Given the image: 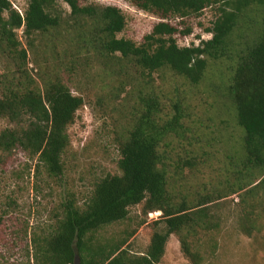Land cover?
Here are the masks:
<instances>
[{
    "label": "trees",
    "instance_id": "1",
    "mask_svg": "<svg viewBox=\"0 0 264 264\" xmlns=\"http://www.w3.org/2000/svg\"><path fill=\"white\" fill-rule=\"evenodd\" d=\"M25 1L20 14L9 0H0V48L10 63L0 73V118L9 123L0 132V160L21 153L36 159L49 177L63 175L67 128L85 105L70 81L78 70L87 73L86 66L100 64L109 78L117 69L131 71L132 81L166 69L195 85L204 78L209 60L224 59L231 63L224 96L243 131L241 166L247 177L255 174L260 180L250 190L264 188V0H124L160 19L139 45L118 37L126 27L118 7L81 5L80 0ZM58 2L69 7L67 16L61 15ZM207 8L215 12L205 29L211 38L179 46L176 36H189L191 28L181 30L169 20L183 22ZM21 28L26 48L17 38ZM28 53L42 59L33 55L31 63ZM127 86L119 81L114 89L125 92ZM134 90L146 95L138 98L137 115L121 136L119 174L98 180L83 204L72 192L60 202L54 224L31 237L34 264H160L172 235L186 258L200 260L192 234L208 229L209 201L192 207L174 202L160 168V149L177 132L178 111L166 119L152 87ZM140 205L144 214L161 213L144 251L128 247L131 234L97 237L105 227L128 220L130 209Z\"/></svg>",
    "mask_w": 264,
    "mask_h": 264
},
{
    "label": "rangeland",
    "instance_id": "2",
    "mask_svg": "<svg viewBox=\"0 0 264 264\" xmlns=\"http://www.w3.org/2000/svg\"><path fill=\"white\" fill-rule=\"evenodd\" d=\"M9 1L20 14L27 6L25 0ZM80 4L118 7L126 18V27L118 37L137 45L160 22L154 14L124 0H80ZM58 8L63 16L70 12L62 2H58ZM214 18V9L207 8L183 22L169 21L181 30L191 28L189 36H176L179 46H190L211 38L205 29ZM16 33L26 48L23 29ZM33 55L42 59L40 54ZM33 55L28 53L31 63ZM31 63L28 69L35 76ZM230 66L224 59L209 60L204 78L195 85L166 69L144 81H132L131 71L124 74L119 69L109 78L98 63L88 69L86 66L87 73L78 70L70 87L83 96L85 105L67 128L69 147L62 158L63 175L49 177L36 159L21 153H13L5 162L0 160V264H34L31 237L54 224L60 202L72 192L83 204L98 180L119 174L121 136L137 115L138 98L146 95L138 94L134 87H144V91L152 87L166 119L178 111L177 132L160 149V168L165 171L173 201L185 202L188 207L209 201L210 228L197 229L192 234L193 252L200 260L186 258L179 239L172 235L160 264H264V188L250 190L260 180L255 174L247 177L241 166L243 131L224 96ZM9 67L0 48V73ZM119 81L129 85L125 92L114 89ZM8 127V121L0 118V132ZM142 208L143 205L132 207L128 220L105 227L97 237L123 239L131 234L128 247L133 252L144 251L152 233L158 230L155 223L161 213L144 214Z\"/></svg>",
    "mask_w": 264,
    "mask_h": 264
}]
</instances>
